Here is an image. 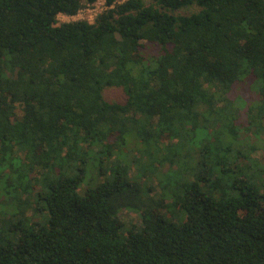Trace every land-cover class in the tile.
<instances>
[{
    "label": "trees",
    "instance_id": "obj_1",
    "mask_svg": "<svg viewBox=\"0 0 264 264\" xmlns=\"http://www.w3.org/2000/svg\"><path fill=\"white\" fill-rule=\"evenodd\" d=\"M96 1L0 0V264H264V0Z\"/></svg>",
    "mask_w": 264,
    "mask_h": 264
},
{
    "label": "rangeland",
    "instance_id": "obj_2",
    "mask_svg": "<svg viewBox=\"0 0 264 264\" xmlns=\"http://www.w3.org/2000/svg\"><path fill=\"white\" fill-rule=\"evenodd\" d=\"M119 1H123V0H119ZM148 1V0H147ZM103 7V4H101L100 2L94 4V5H88V4H85V6L81 9V11L75 15L74 17H68V16H65V15H62L60 14L58 16V19L59 21H68V20H75V19H87L89 21H94L95 17L97 16V14L102 11V8ZM94 8V9H93ZM193 9H182L180 10V12L182 13H189L190 11H192ZM105 96L108 100H111V101H118V102H123L126 100V94L123 92V90L121 89V87H118V86H110V87H107L105 89ZM261 149L260 151H258L256 154L262 156V153H261ZM254 153V155H256ZM264 158V157H262ZM159 189V188H158ZM152 190L150 192L151 195H155L156 194V191L158 190ZM5 210H3L2 208H0V223L3 221V219H6V218H10V214L7 213V214H1L3 213ZM10 211H13V210H10ZM165 212V210H163ZM122 216H123V219L126 220L127 222H137L139 220V215H138V212L135 211V210H125L123 211L122 213ZM40 216H35L34 219H39Z\"/></svg>",
    "mask_w": 264,
    "mask_h": 264
},
{
    "label": "built area",
    "instance_id": "obj_3",
    "mask_svg": "<svg viewBox=\"0 0 264 264\" xmlns=\"http://www.w3.org/2000/svg\"><path fill=\"white\" fill-rule=\"evenodd\" d=\"M98 2H100L101 4H103V7H102L103 9H106V8H107V5H106V3H105V0H98V1H96L95 3H93V4H88V5H89V6H90V5H94V4L98 3ZM93 9H94V8H93ZM103 9H102V10H103ZM80 11H81V10H80ZM80 11H79V12H80ZM79 12H78V13H79ZM78 13H77V14H78ZM60 14H62V13H60ZM60 14H59V15H60ZM77 14H75V15H77ZM59 15H58V16H59ZM62 15H65V16H68V17H74V16H75V15H67V14H62ZM75 20H77V19H75ZM68 21H71V20H68Z\"/></svg>",
    "mask_w": 264,
    "mask_h": 264
}]
</instances>
